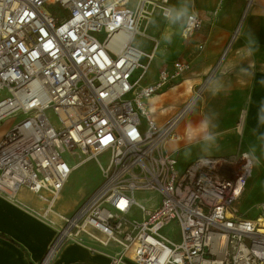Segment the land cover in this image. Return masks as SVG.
<instances>
[{
  "label": "built area",
  "instance_id": "2783aa9c",
  "mask_svg": "<svg viewBox=\"0 0 264 264\" xmlns=\"http://www.w3.org/2000/svg\"><path fill=\"white\" fill-rule=\"evenodd\" d=\"M171 1L0 0V124L22 117L0 142V194L15 198L26 189L56 199L73 170L92 160L103 176L39 264L84 235L119 247L112 264H264V202L255 218L241 211L254 159L204 156L181 168L166 149L182 140L177 127L207 82L166 125L147 107L191 68L177 59L141 86L159 41L147 53L134 39L146 36L144 21L167 19ZM202 25L193 10L182 38ZM66 154L79 161L71 165ZM136 193L155 196L147 207ZM172 225L178 241L162 233Z\"/></svg>",
  "mask_w": 264,
  "mask_h": 264
},
{
  "label": "crops",
  "instance_id": "0c3cea01",
  "mask_svg": "<svg viewBox=\"0 0 264 264\" xmlns=\"http://www.w3.org/2000/svg\"><path fill=\"white\" fill-rule=\"evenodd\" d=\"M202 1H171L172 9L188 7V14L194 10L203 18V25L197 35L198 40L202 41L198 44H209L210 49L197 57L193 61L194 65L190 62V69L195 71L191 75L201 77L215 69L214 78L206 84L201 95L200 109L212 112V115L206 118L200 112L193 123L186 125L181 135L182 139L190 133L201 136L203 131L206 132V137L215 131H219L221 135L217 138L215 147L212 146V141H203L200 144L203 147L193 149L195 154L188 158L190 161L186 165L181 167L179 161L178 163L184 168L198 157L248 153L255 161L256 175L248 181L244 205L254 194L264 192V0H253L247 12L245 10L243 20L240 18L247 0H225L223 9L206 11L196 6ZM219 1L222 3L224 0ZM240 23L239 32L234 38V31ZM184 25L185 22L183 27ZM230 43V50L222 58ZM154 97L149 101L152 111L153 105L157 104ZM171 119L172 117L162 126ZM226 122H230V125L225 126ZM10 128L11 126L3 127V123L0 124V142ZM228 148L233 153L221 154ZM166 149L176 158L170 148ZM64 188L56 199L55 209L58 214L66 217H70L97 189L59 203ZM50 200L51 196L48 194L41 198L26 189L20 190L15 198L0 194V264H39L44 259L61 228L58 225L63 221L55 215L56 220L53 222L46 218V212L43 211H46ZM262 202L264 196L259 197L252 206L258 208ZM94 235L102 238L97 232ZM118 251L119 247L115 244L104 246L84 235L77 240L67 241L50 264H112L111 259Z\"/></svg>",
  "mask_w": 264,
  "mask_h": 264
},
{
  "label": "rangeland",
  "instance_id": "374dc122",
  "mask_svg": "<svg viewBox=\"0 0 264 264\" xmlns=\"http://www.w3.org/2000/svg\"><path fill=\"white\" fill-rule=\"evenodd\" d=\"M190 1L192 3V0ZM248 2L249 0H247V4ZM225 4H226L225 0L222 1V3H220L219 0H203L201 4L199 3L196 6H198L200 10L206 11L211 9H223ZM247 4L245 9H243L241 18L245 14ZM185 9H187V15H188L190 8L186 7ZM241 18L240 20H242ZM184 22L185 20L180 24H173L170 23L168 19H164L161 17H154L150 21H144L143 23H141L139 27V31L140 33L146 36L137 35L134 39V45L142 49L143 51L150 53L156 44L155 40L159 41L158 52L155 56L153 63L151 64V67L146 77L141 82V86H146L147 84L154 82L158 77L159 71L169 67L173 61L177 59H182V60H187L188 62L192 61L194 65L193 61L197 57L205 54L210 49L209 44L204 46L203 50L198 49V45H199L198 43L202 41V39L198 40L197 38V35L199 34L200 31H197L194 34V36L188 40H184L182 38L181 31ZM236 30L234 31V33L236 32ZM227 48L228 47H226V49ZM146 62L147 60L143 59L142 63L146 64ZM194 72L195 71L193 70V68L190 69L188 72L184 73V75L175 84L165 88L162 92L156 95L154 99H156L157 104L155 106L153 105L154 108L153 111L152 109H150L151 107V104L149 102L150 100L148 101L147 107L150 110V112L153 114L154 119L157 121V123L160 126H162V124H165L171 117H173L175 113H177L180 109H182L195 95V93L199 91V89L202 87V85L205 82L207 83L210 82L211 79L214 78L215 76V69L212 72H210L208 75H204L201 77L197 76V74L191 75ZM140 73L141 72L138 71L135 74L134 79H136L140 75ZM189 74L191 76H189ZM209 78L210 80L208 81ZM206 93L208 95V91ZM201 99H202L201 96L197 97L193 108L190 110V112L184 118V120L178 125L177 130L180 132V134L183 135V131L186 125L193 123L198 118L200 112L206 118L212 115V112L208 113L206 110L200 111L202 107ZM141 119L142 122L145 123L146 119L144 117H142ZM20 120H22V117L5 120L3 122V127L12 126V124L19 122ZM229 125L230 122L225 123V126H229ZM220 135L221 133L219 131H215L211 134L210 139H203L202 137H206V132L204 131L201 133L202 137L200 135L198 136V135H194V133H190L188 135L186 134L183 137V139L179 142L169 143L166 146V148H170V152L176 156V158L180 163V166L182 167L190 161L188 160V158L191 157L193 154H195L193 151L194 148L203 147L200 146L201 142L206 140L212 141V146L215 147V143L217 142L216 140L217 138L220 137ZM232 151L233 150H230V148H228L222 151L221 154H231L233 153ZM64 158L71 165H74L79 161V159L73 160L72 158H70V155L68 154L64 155ZM99 161L103 167H106L109 163V155L107 154L103 155L102 157H100ZM255 175L256 174H254L253 177ZM102 180H103L102 171L97 161L92 160L81 164L75 170H73V172L69 176L64 191L62 193L63 195L61 199H59V203L68 202L73 198H77L84 194L94 191L97 188V186H99L102 183ZM260 194H264V192H259L257 194H254L249 199V201H247V204L241 206V211L243 213H247V215L250 218H255L258 214L257 207L252 206V204H254L253 202L257 201L259 197L264 196V195L260 196ZM153 196L155 195L152 193L135 194L136 200L139 203L146 205L147 207L149 205L148 203L149 199ZM134 213L138 217H141V212L139 209H135ZM56 214L60 216V214L58 213ZM48 217H49L47 218L48 220L50 219L54 221L56 220V217H54V215L49 214ZM63 225H64V220L58 226L62 227ZM162 233L163 235L172 238L174 241L179 240V229L174 225L164 229Z\"/></svg>",
  "mask_w": 264,
  "mask_h": 264
},
{
  "label": "bare ground",
  "instance_id": "6f19581e",
  "mask_svg": "<svg viewBox=\"0 0 264 264\" xmlns=\"http://www.w3.org/2000/svg\"><path fill=\"white\" fill-rule=\"evenodd\" d=\"M252 3H253V0H249V2H248V4H247L246 12H247V10L249 9V7L252 5ZM246 12H245V14H244L242 20L244 19L245 15H246ZM241 22H242V21H241ZM240 26H241V23H240V25L238 26L236 32H235L234 35H233L234 38L236 37V35H237L238 32H239ZM233 41H234V40H233ZM230 47H231V43H230V45L228 46V48L224 51V53H223V55H222V58L225 57V56L227 55L228 51L230 50ZM221 60H222V59H221ZM56 199H57V198H56ZM56 199H51V200L49 201V203H48V207H47V210H46V213H45V216H46V218H49L48 216H49V214H51V215L58 216L60 219L64 220V219H66V217H65L64 215H60V216H59V215L56 214V213H57V211H56V209H55ZM50 221L53 222V220H51V219H50Z\"/></svg>",
  "mask_w": 264,
  "mask_h": 264
},
{
  "label": "clouds",
  "instance_id": "9594fccd",
  "mask_svg": "<svg viewBox=\"0 0 264 264\" xmlns=\"http://www.w3.org/2000/svg\"><path fill=\"white\" fill-rule=\"evenodd\" d=\"M165 15L170 23L180 24L185 20V17L187 15V9H170ZM210 138V135L209 137H206V139Z\"/></svg>",
  "mask_w": 264,
  "mask_h": 264
}]
</instances>
